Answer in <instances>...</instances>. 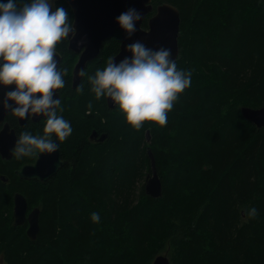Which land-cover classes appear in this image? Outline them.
<instances>
[{"label":"trees","instance_id":"1","mask_svg":"<svg viewBox=\"0 0 264 264\" xmlns=\"http://www.w3.org/2000/svg\"><path fill=\"white\" fill-rule=\"evenodd\" d=\"M162 2L179 10L176 64L191 70L190 86L165 125L146 120L137 129L116 105L97 100L88 81L117 53L120 32L102 43L75 87L77 55L58 42L66 81L58 114L73 128L61 153L69 162L41 182L16 175L26 157L0 158L8 177L0 178V264H151L163 251L172 264H264V127L240 111L264 105V0H152L148 15ZM56 5L73 20L64 0ZM44 123L18 133L43 135ZM93 131L96 143L88 140ZM148 148L163 185L156 198L142 183ZM15 192L40 208L35 239L13 221Z\"/></svg>","mask_w":264,"mask_h":264},{"label":"clouds","instance_id":"2","mask_svg":"<svg viewBox=\"0 0 264 264\" xmlns=\"http://www.w3.org/2000/svg\"><path fill=\"white\" fill-rule=\"evenodd\" d=\"M50 9L49 0H0V85H15L4 94L2 103L17 118L42 114L45 121L43 135L27 130L18 134L11 149L17 159L52 153L60 147L57 140L66 139L73 131L70 122L58 114L63 108L53 90L66 84L57 66L58 42L68 41L75 28L65 8ZM115 19L131 34L140 13L129 8ZM126 49L131 57L118 63L112 57L105 67L88 76L91 91L97 100L111 98L137 129L146 120L165 125L178 93L190 86L191 70L178 69L167 48L153 50L136 41ZM77 75L83 76V70ZM91 107L90 101L88 109ZM256 214L255 206L247 211L249 217ZM91 219L98 222L100 214L92 212Z\"/></svg>","mask_w":264,"mask_h":264},{"label":"water","instance_id":"3","mask_svg":"<svg viewBox=\"0 0 264 264\" xmlns=\"http://www.w3.org/2000/svg\"><path fill=\"white\" fill-rule=\"evenodd\" d=\"M60 0H49L51 11L57 8V2ZM71 8L73 13V23L75 33L69 34L67 48L78 54L77 61L72 69V86L75 87L81 76L77 75L80 69H84L89 61L94 59L100 51L102 43L108 39L115 30L120 32V43L113 61L118 63L125 57H131L132 53L126 49V45L140 41L147 48L157 50L161 47L170 50V58L177 59L179 54L178 34L180 16L176 6L162 2L156 6L153 14L148 16L152 11V0H64ZM134 8L140 13V19L135 21V31L129 34L116 21V17L128 10ZM147 21V27L143 26V21ZM111 57V58H112ZM110 58V59H111ZM58 67L62 56L57 55ZM109 59V61H110ZM108 61V62H109ZM15 87L12 85H0V123L6 113L10 109H6L2 103L4 94ZM56 97L60 94L58 90H53ZM37 96L40 93H36ZM108 108H113L115 103L111 98H106ZM9 103H13L9 101ZM242 116L255 124L258 128L264 127V105L259 107L242 106L240 108ZM43 115L33 114L31 119L38 121ZM25 118H18L19 123L23 125ZM95 134V132L93 131ZM92 133V134H93ZM146 141L149 142L150 135L146 131ZM104 135L100 137L103 139ZM52 139H56L55 136ZM57 143L59 141L57 140ZM15 144V134L4 123L0 129V154L4 158H9L11 148ZM147 155L150 160V171L145 176L144 191L146 195L151 197H159L161 195L163 185L158 174L155 158L151 149H147ZM65 160L61 159L60 147L52 153H40L36 156L33 163L22 165L16 170L17 175L23 179H37L41 182L46 181L58 170L64 166ZM27 198L21 192H15L13 195V216L15 224H23L25 220L28 222L26 234L29 238L35 239L39 232V214L40 208L34 207L28 213ZM151 264H172L166 254H158L154 257Z\"/></svg>","mask_w":264,"mask_h":264},{"label":"flooded vegetation","instance_id":"4","mask_svg":"<svg viewBox=\"0 0 264 264\" xmlns=\"http://www.w3.org/2000/svg\"><path fill=\"white\" fill-rule=\"evenodd\" d=\"M77 56H78V54H76ZM62 56V55H61ZM63 57V56H62ZM63 59V58H62ZM61 59V60H62ZM58 92H59V90H58ZM41 121H43V118H41V119H39L38 121H34V120H32V119H26V121H25V123L23 124V125H21L20 123H19V120H18V118L16 117V116H14L12 113H10V112H8V113H6L5 114V116H4V118H3V121L0 123V129L2 128V126H3V124L4 123H7L8 124V126H9V128L10 129H12L13 131H14V134H15V142H16V140H17V138H18V127H23V126H25V124L26 123H28V124H34L35 125V122H41ZM30 131H32V130H30ZM33 133V135H35V132H34V129H33V131H32ZM104 135V134H103ZM54 136V135H53ZM102 135H100L99 137H101ZM98 135L97 134H92L90 137H89V139L88 140H90L91 142H97L98 140ZM60 143V153H61V141L59 142ZM15 145V144H14ZM14 147V146H13ZM12 147V148H13ZM11 148V149H12ZM13 155H12V152H11V155H10V157L9 158H4V157H2L1 156V154H0V158L1 159H4V160H9L11 157H12ZM36 154H33V156H31V157H26L27 159H28V161H24V159L22 160V161H24L18 168H15L14 169V171H15V173H16V170H18L22 165H24V164H27V163H33L34 161H35V159H36ZM61 159H63V160H65L66 161V163L65 164H67L69 161H68V159L67 158H65L64 156H63V154L61 153ZM64 164V165H65ZM16 175H17V173H16ZM18 176V175H17ZM19 177V176H18ZM0 178L3 180V181H7L8 180V177L7 176H5L4 174H1L0 173ZM20 178V177H19ZM21 179H23V178H21ZM14 195V194H13ZM34 207H37V206H34ZM34 207H32V208H28V211H27V213L31 210V209H33ZM12 213H13V207H12ZM13 221H14V216H13ZM23 224H26V229H27V226H28V222H27V220H25V222L23 223ZM166 254V253H165Z\"/></svg>","mask_w":264,"mask_h":264},{"label":"rangeland","instance_id":"5","mask_svg":"<svg viewBox=\"0 0 264 264\" xmlns=\"http://www.w3.org/2000/svg\"><path fill=\"white\" fill-rule=\"evenodd\" d=\"M77 58H78V56H76V60H75V62L77 61ZM109 61V60H108ZM108 61H107V63H108ZM74 62V63H75ZM144 181H145V177L143 178V180H142V183H144ZM13 207V206H12ZM166 252L165 251H163V252H161L160 254H165ZM168 255V254H167ZM155 257V256H154ZM154 257L151 259V261L150 262H152V260L154 259Z\"/></svg>","mask_w":264,"mask_h":264}]
</instances>
